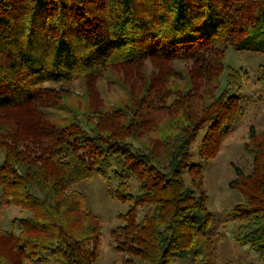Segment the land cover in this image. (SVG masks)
<instances>
[{
  "label": "trees",
  "instance_id": "trees-1",
  "mask_svg": "<svg viewBox=\"0 0 264 264\" xmlns=\"http://www.w3.org/2000/svg\"><path fill=\"white\" fill-rule=\"evenodd\" d=\"M228 49L264 54V0H0V219L21 216L0 264H97L102 223L77 189L95 176L128 205L119 264H225L193 149L215 158L245 118ZM105 79L122 98L102 102ZM243 149L232 238L264 264V128Z\"/></svg>",
  "mask_w": 264,
  "mask_h": 264
},
{
  "label": "rangeland",
  "instance_id": "rangeland-1",
  "mask_svg": "<svg viewBox=\"0 0 264 264\" xmlns=\"http://www.w3.org/2000/svg\"><path fill=\"white\" fill-rule=\"evenodd\" d=\"M226 65L248 72L249 78L245 81L242 94L246 97L245 118L235 131L223 141L217 156L213 159H202L197 150L198 143L194 145L193 160L202 168L203 180L210 201L209 208L215 216L214 233L219 236L218 253L225 264H256L252 254L242 250L233 240V226L230 224V215L233 208L242 203L240 193L230 188V183L236 179V168L249 173L252 158L243 149L244 141L251 125L257 129L264 128V54H240L232 49L227 50L223 57ZM148 65V64H147ZM147 73L155 72V68L148 65ZM263 67V68H262ZM107 79L99 82L97 91L105 99L102 102H113L120 99L116 92L109 90ZM95 89V93H96ZM75 93L83 98L84 85L80 82L75 85ZM92 95H94L92 93ZM81 98L80 103L85 104ZM190 184L191 179L186 177ZM77 189L87 198V207L95 214L103 227L104 250L97 264H117L123 259L114 249L112 230L120 224L118 216L128 210V205L110 200L106 195V184L101 177L95 176L92 180L81 183ZM19 209L12 207L0 219V227L10 229L16 217H21ZM118 263V264H119ZM176 264H187L176 263Z\"/></svg>",
  "mask_w": 264,
  "mask_h": 264
}]
</instances>
